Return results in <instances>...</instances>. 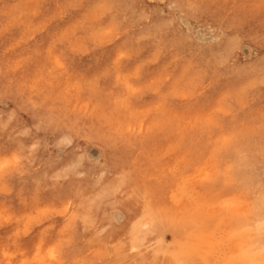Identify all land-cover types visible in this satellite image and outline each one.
Here are the masks:
<instances>
[{
    "label": "rangeland",
    "instance_id": "374dc122",
    "mask_svg": "<svg viewBox=\"0 0 264 264\" xmlns=\"http://www.w3.org/2000/svg\"><path fill=\"white\" fill-rule=\"evenodd\" d=\"M156 1L0 0V163L9 162L0 170V264H63V252L55 261L48 254L47 246L56 237L49 229L52 211L46 212L34 186L27 184L40 159L33 140L38 130L30 134L37 121L32 109H26L30 102L47 117L58 109L69 120L100 127L102 136L120 142L135 162L149 168L145 184L168 188L187 180L197 196L213 199L208 210L211 257L221 264L231 254L228 229L235 221L228 225L231 209L215 196L232 192L235 183L227 149L240 142H264V82L246 77L264 70V0H186L229 25L249 26L261 39L255 48L241 38L237 51L221 48L218 35L184 14L178 22L193 40L168 37L174 31L169 24L179 14L166 4L156 9ZM160 18L163 33L149 29ZM162 37L166 40L160 43ZM256 81L262 93L250 91ZM12 94L17 98L11 99ZM27 98L29 104L23 101ZM63 136L49 143L55 161L47 168L56 173L45 168L42 188L59 177L63 165L72 177L82 174L75 159L66 160L72 139L59 140ZM85 147L89 161H104L93 142ZM182 147L186 151L179 154ZM200 167L211 172L206 186L197 181ZM89 176L88 199L96 205V222L88 224L98 236L108 216L123 221L113 202L124 178L115 177L107 186L100 172L89 170ZM55 206L54 216L61 208ZM213 208L218 211L213 213ZM126 229L125 236L112 242L119 264L132 259ZM140 229V240H132L131 247L144 241L147 225ZM174 233L164 228L162 244L172 245ZM100 243L88 242L87 253L73 264H108L112 251Z\"/></svg>",
    "mask_w": 264,
    "mask_h": 264
},
{
    "label": "bare ground",
    "instance_id": "6f19581e",
    "mask_svg": "<svg viewBox=\"0 0 264 264\" xmlns=\"http://www.w3.org/2000/svg\"><path fill=\"white\" fill-rule=\"evenodd\" d=\"M190 3L186 0L156 1V9L166 4L173 7L171 9L179 14L169 24L174 31H171L172 34L168 37L172 36L177 41L181 38L193 40V37L188 34L189 31L182 28L183 25L178 22L180 14H184L190 20L197 21L204 30L218 35L221 48L232 47L237 51V41L241 38L249 42V47L258 46L256 42L261 39L252 33L249 26L229 25L224 20L217 19L212 13L207 14L205 10L194 4L190 5ZM159 20L156 24H149V29H156V31L160 29V33H163L162 19ZM165 40L166 38L162 37L159 42L163 43ZM183 45H186L185 41ZM246 77L257 78L264 82V70L258 68L256 73L250 71ZM126 86L132 88L130 84ZM261 90L262 85L257 81L250 86V91H254L253 93H262ZM8 96L11 99L17 98L16 94ZM23 101L29 104L28 98ZM20 103L24 104L22 101ZM32 105L30 102V107L26 109H32L31 113L37 120L30 134L38 130L33 140L36 144L35 154L40 159L37 161V167L31 171L32 175L29 176L31 181L27 184L34 186L33 192L41 199L40 202L44 203L42 206L47 210L46 212L52 211L49 221L51 228L49 229L54 231L56 237L47 246L52 261H55L56 257L63 252L64 257L60 256L62 263L73 264L74 260L80 256L83 258L87 253L88 242L92 243L100 239L101 243L112 251H108L110 257L108 264H119L120 256L114 255L113 243L115 241L113 240L124 234L125 224H128L131 228L126 229V233L128 232L129 235L132 259L126 264H216L211 257L213 237L208 227V220L211 216L208 215V210L213 199L201 197L199 193L197 196L194 189H188L187 180H181L183 183L176 185L175 182L174 187L169 186L168 188L167 185L145 184L146 172L149 168L135 162L131 155L122 149L120 142L108 136H102L100 127L69 120L67 115L58 109L53 116L47 117L46 113L33 109ZM54 117L57 120H54ZM60 133L66 136L59 140L66 137L72 139V147L67 151L65 158L67 161L75 159L82 174L72 177L71 174L63 171V165L59 168L61 171L57 172L61 173L59 177H52L47 184H43L45 188H42L39 180L44 176L45 168L50 174L56 173L53 169L47 168L50 162L55 161L54 152H51L49 143H57ZM88 142H93L100 149L104 157L102 163L88 160L85 147ZM185 151L182 147L179 154ZM200 152L201 150H198L195 153L196 156ZM189 153L194 154L193 151ZM226 153L230 159L228 161L229 174L235 182L234 189L231 188L232 192L225 196L224 194L219 196L217 193L215 199L218 198L216 202L222 201L224 207L231 209V213L226 217L229 219L228 222L230 221L228 225H231L232 220L235 223L231 228L228 227L231 254L226 255L221 264H264V142L256 140L240 142L236 144L235 149H227ZM18 161H20L19 158ZM6 164L9 165V162L0 163V170L7 169ZM21 165L22 163L18 167ZM89 170L100 172V180L107 186H110L115 177L123 176L124 178L113 202L116 210L123 214V221L119 222L113 216H108V225L98 236L88 224L96 222V205L95 207L90 205L88 199L91 187ZM150 171L152 174L154 170L150 169ZM197 172V181L206 186L210 179V169L200 167ZM221 188L226 189L227 186L223 185ZM179 192L180 195H178ZM187 193H192L190 198L184 197ZM142 198L143 202H141ZM176 203L183 208L182 211ZM55 204L61 207L56 211V216L53 215ZM212 211L216 213L218 210L213 208ZM48 216L50 217L49 214ZM143 224L147 225L144 241L142 240L143 242H140L141 244L137 247H131L132 240H140L139 232ZM164 228H170L175 232L174 242L170 246L162 244L160 235ZM89 234L93 236L89 238Z\"/></svg>",
    "mask_w": 264,
    "mask_h": 264
}]
</instances>
